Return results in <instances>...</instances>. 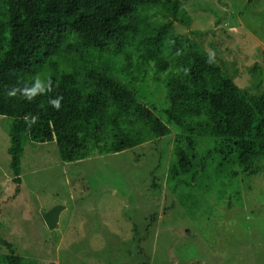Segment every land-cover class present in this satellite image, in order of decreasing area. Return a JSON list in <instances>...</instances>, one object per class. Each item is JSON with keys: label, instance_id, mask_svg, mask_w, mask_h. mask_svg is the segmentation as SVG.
I'll return each mask as SVG.
<instances>
[{"label": "trees", "instance_id": "obj_1", "mask_svg": "<svg viewBox=\"0 0 264 264\" xmlns=\"http://www.w3.org/2000/svg\"><path fill=\"white\" fill-rule=\"evenodd\" d=\"M191 19L181 0H0V115L9 121L13 181L21 183L28 144L55 143L56 155L74 163L165 142L172 206L178 197L204 214L211 202L250 201L244 180L264 174V67H247L250 83L240 86L236 60L213 46L209 64L204 32L176 30ZM36 75L58 87L31 102L6 95ZM56 96L59 110L48 103ZM26 115L38 117L30 129ZM0 245V264H57L28 258L1 237Z\"/></svg>", "mask_w": 264, "mask_h": 264}, {"label": "rangeland", "instance_id": "obj_2", "mask_svg": "<svg viewBox=\"0 0 264 264\" xmlns=\"http://www.w3.org/2000/svg\"><path fill=\"white\" fill-rule=\"evenodd\" d=\"M181 1L191 25L175 22L176 30L204 32L203 46L208 51L216 46L221 57L236 60V81L248 85L247 67H264V0ZM8 129L9 121L0 115V237L28 258L57 264H107L108 257L125 264H145L146 257L150 264H264V174L243 182V190L252 188L246 193L252 204L211 202L204 214H191L178 197L174 206L168 198L171 186L164 175L171 144L149 142L70 163L56 155V144L50 142L28 144L22 180L16 184ZM55 206H60L59 221L49 229L42 212ZM128 252L132 258L125 256Z\"/></svg>", "mask_w": 264, "mask_h": 264}, {"label": "clouds", "instance_id": "obj_3", "mask_svg": "<svg viewBox=\"0 0 264 264\" xmlns=\"http://www.w3.org/2000/svg\"><path fill=\"white\" fill-rule=\"evenodd\" d=\"M207 63H215V51L209 50ZM187 70H185L186 72ZM58 87V84H55L50 76L41 78L39 75H36L30 85L17 86L9 88L6 91V95L11 97H16L19 95L20 98L25 99L29 102L34 101L38 96H46L49 93L53 92L54 89ZM62 96H56L55 98L49 97L48 103L56 110H59L62 106ZM38 117L28 116L24 117V121L28 128L30 129L32 125L37 122Z\"/></svg>", "mask_w": 264, "mask_h": 264}, {"label": "water", "instance_id": "obj_4", "mask_svg": "<svg viewBox=\"0 0 264 264\" xmlns=\"http://www.w3.org/2000/svg\"><path fill=\"white\" fill-rule=\"evenodd\" d=\"M60 206H55L48 211L42 212L43 219L49 229H54L59 221Z\"/></svg>", "mask_w": 264, "mask_h": 264}]
</instances>
